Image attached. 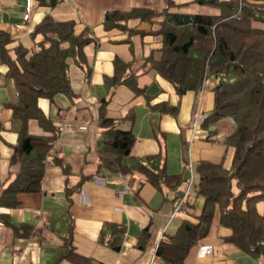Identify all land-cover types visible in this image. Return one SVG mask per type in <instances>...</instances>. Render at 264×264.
Returning <instances> with one entry per match:
<instances>
[{"label":"crops","instance_id":"1","mask_svg":"<svg viewBox=\"0 0 264 264\" xmlns=\"http://www.w3.org/2000/svg\"><path fill=\"white\" fill-rule=\"evenodd\" d=\"M193 1L62 0L54 9H49L39 6L37 0H0V30L11 36L12 42L7 48L13 59L17 46L30 49L34 45L31 33L47 13L57 21H74L77 33L85 31L93 38L86 47L90 77L87 79L85 70L77 65L69 67L74 100L61 93L53 101L46 98L38 101L45 116L58 128L59 139L47 158L42 191L19 194L16 207L0 206V264H55L59 258L57 264H164L156 257L158 244L168 241V236L176 233L183 219L197 221L205 199L194 192L198 183L196 163L208 160L230 168L235 150L227 145L226 139L234 132L236 124L232 118H223L209 127L203 126L206 115L214 108L216 80H207L199 91L179 94L156 70L143 69L149 58L160 60L162 57V37L153 31L160 28L164 11L217 13L216 9ZM132 9L153 11L155 22L131 20L129 27L137 30L132 34L104 28L107 12ZM116 59L130 64L131 70L137 72L145 95L136 94L125 85L117 86L107 104V115L114 119L126 117L121 128L135 135L132 157L164 155L166 174L182 178L181 193L168 187L157 190L137 171L124 175L98 170L97 146L102 135L98 123L100 100L107 92L105 78L114 75ZM7 71L8 65L0 60V122L3 126L0 198L19 169L17 165H10L19 123L12 120L9 104L18 96L13 79L5 77ZM163 102L177 106L178 114L157 110L158 104ZM196 113L203 115V119L193 126ZM28 131L31 135H53L36 119L28 121ZM55 156L62 159V165L55 162ZM66 165L70 174L64 172ZM82 176L89 178L72 194L69 202L66 184L76 186ZM126 185L130 186V192H123ZM183 197L187 211L173 216L176 203ZM105 223L125 227L119 251L100 243ZM146 228L150 237L145 249H140L138 240ZM231 233L220 224L217 210L209 235L191 248L184 264H264V257H253L227 241ZM201 244L213 246V253L201 254Z\"/></svg>","mask_w":264,"mask_h":264},{"label":"trees","instance_id":"2","mask_svg":"<svg viewBox=\"0 0 264 264\" xmlns=\"http://www.w3.org/2000/svg\"><path fill=\"white\" fill-rule=\"evenodd\" d=\"M61 2L37 0L39 6L49 9H54ZM193 2L214 8L217 13L164 11L160 28L153 31L162 37V57L160 60L149 58L143 69L156 70L179 94L199 91L207 80H216L213 86L214 108L206 115L203 126L209 127L223 118H232L236 128L226 143L235 151L230 168L208 160L196 163L198 183L194 192L205 199L202 212L196 222L183 219L176 233L169 235L168 241L158 244L156 257L164 264H184L191 248L209 235L217 210L220 212V224L232 231L227 241L253 257H264V208L260 212L257 207L260 201L264 202V2ZM155 17L153 11L146 9L109 11L103 25L107 31L119 29L132 34L137 30L129 27L131 20L154 23ZM31 36L34 45L30 49L17 46L16 58L13 59L7 48L12 42L11 36L0 30V60L8 65L5 77L13 79L18 96L9 107L13 111L12 120L19 123L18 139L12 146L10 159V165H17L19 169L0 198V206L3 207L19 205L18 195L21 193L41 192L43 189L47 158L57 144L59 133L39 107V99L53 101L57 94L62 93L74 100L69 78L72 64L83 68L87 79L91 75L86 47L93 38L85 31L77 33L74 21H57L47 13ZM114 68V75L105 78L107 92L100 100L98 123L102 135L97 146L98 170L124 175L137 171L157 190L168 187L181 193L182 178L166 174L164 155L132 157L135 135L131 130L121 128L126 117L114 119L107 115V104L117 86L125 85L136 94L145 95V88L139 86L138 74L131 70L130 64L116 59ZM156 109L174 116L179 111L177 106L164 102ZM30 119H36L45 131L53 135H31L28 131ZM2 130L0 122V132ZM54 159L62 165L60 157L55 156ZM64 172L70 174L68 165ZM88 178L82 176L80 183L73 187L66 184L69 202L72 194L79 191ZM6 222L12 225L7 218ZM124 235V226L105 223L100 243L119 251ZM149 237V228H146L138 240L140 249H145ZM73 256L80 258L76 254Z\"/></svg>","mask_w":264,"mask_h":264},{"label":"built area","instance_id":"3","mask_svg":"<svg viewBox=\"0 0 264 264\" xmlns=\"http://www.w3.org/2000/svg\"><path fill=\"white\" fill-rule=\"evenodd\" d=\"M201 119H203V115H200L199 113L195 114V118L193 120V126H197ZM193 185V184H191ZM130 186L126 185L123 192H130ZM123 192H119V194H122ZM186 207L184 206V197L180 198L178 202L175 205V209L173 211V216H180L181 214H184L186 212ZM201 254L203 255H211L214 251V247L211 245H200Z\"/></svg>","mask_w":264,"mask_h":264},{"label":"rangeland","instance_id":"4","mask_svg":"<svg viewBox=\"0 0 264 264\" xmlns=\"http://www.w3.org/2000/svg\"><path fill=\"white\" fill-rule=\"evenodd\" d=\"M208 8H210V7H208ZM210 9H213L214 10V8H210ZM197 181V180H196ZM257 207H258V210L260 211V212H262L263 211V208H264V202L263 201H260L258 204H257Z\"/></svg>","mask_w":264,"mask_h":264}]
</instances>
